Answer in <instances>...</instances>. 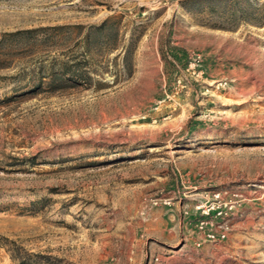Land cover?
<instances>
[{"label": "rangeland", "instance_id": "rangeland-1", "mask_svg": "<svg viewBox=\"0 0 264 264\" xmlns=\"http://www.w3.org/2000/svg\"><path fill=\"white\" fill-rule=\"evenodd\" d=\"M0 264H264V0H0Z\"/></svg>", "mask_w": 264, "mask_h": 264}]
</instances>
